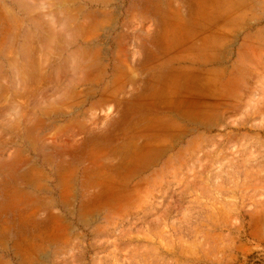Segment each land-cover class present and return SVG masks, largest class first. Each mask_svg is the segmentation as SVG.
I'll return each instance as SVG.
<instances>
[{
    "label": "rangeland",
    "instance_id": "374dc122",
    "mask_svg": "<svg viewBox=\"0 0 264 264\" xmlns=\"http://www.w3.org/2000/svg\"><path fill=\"white\" fill-rule=\"evenodd\" d=\"M0 264H264V0H0Z\"/></svg>",
    "mask_w": 264,
    "mask_h": 264
}]
</instances>
